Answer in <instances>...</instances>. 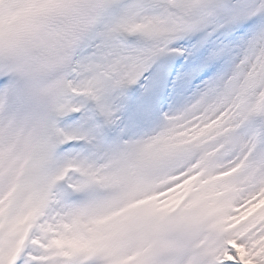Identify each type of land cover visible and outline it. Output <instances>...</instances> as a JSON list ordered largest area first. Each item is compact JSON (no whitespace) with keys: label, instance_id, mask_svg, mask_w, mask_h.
Returning <instances> with one entry per match:
<instances>
[{"label":"rangeland","instance_id":"obj_1","mask_svg":"<svg viewBox=\"0 0 264 264\" xmlns=\"http://www.w3.org/2000/svg\"><path fill=\"white\" fill-rule=\"evenodd\" d=\"M127 1L0 0V79L22 82L10 97L27 96L35 114L32 133L27 114L26 129H20L6 121L10 111L17 114L11 103L1 108L0 264H62L65 258L67 264H264V142L250 138L238 103L240 85L247 82L256 99L264 100V0L221 5L213 2L219 0H152L167 9L165 18L150 6L137 12L133 4L142 6L143 0ZM189 9L195 11L194 22L178 23V14ZM131 11L135 14L124 16ZM122 18L128 30L162 46L152 49V59L163 56L165 65L171 55H180L167 64L169 71L149 64L141 100L123 101L115 92L118 81L102 77L98 70L106 72L107 64L90 53L86 41L71 45L75 31L88 26L92 38L120 32ZM63 24L69 26L67 35ZM225 30L235 34L224 37ZM203 33L205 56L214 63L213 73L221 72L216 80L201 57L192 71L186 68L189 48L182 44ZM67 48L72 51L62 57ZM70 70L78 75L72 77ZM59 80L85 94L95 92L108 120L110 144L101 141L98 127L84 114L59 130L64 142H89L93 155L53 151V129H46L44 116L45 110L52 114L61 107L51 95ZM188 83L196 88L188 90ZM164 87L168 95L162 102ZM85 102L80 98L69 105L84 110ZM156 102H162L160 108ZM151 108L160 120L144 124ZM139 136L141 145L135 141ZM117 142L124 147L115 149ZM181 147L190 148L188 162L169 156ZM195 148L206 159L191 157ZM161 159L176 161L163 179L154 167ZM140 163L149 175L146 194L145 186L138 188L146 170H139ZM76 173L84 175L81 181ZM65 181L75 183L73 193ZM68 197L78 201L67 203ZM142 199L146 205L134 206Z\"/></svg>","mask_w":264,"mask_h":264},{"label":"bare ground","instance_id":"obj_2","mask_svg":"<svg viewBox=\"0 0 264 264\" xmlns=\"http://www.w3.org/2000/svg\"><path fill=\"white\" fill-rule=\"evenodd\" d=\"M12 105H15V104L12 103ZM18 109H19V111H23V112H25V111L23 110V108L20 107V106H18ZM11 116H12V118H13V114H12V112H11ZM30 121H31V119H30ZM26 124H27V121H26V120H22L21 126H22V127H25Z\"/></svg>","mask_w":264,"mask_h":264}]
</instances>
